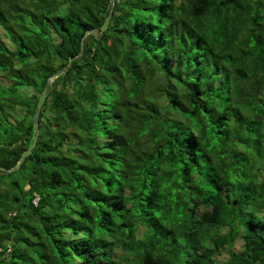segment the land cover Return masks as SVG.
Here are the masks:
<instances>
[{"label": "trees", "instance_id": "1", "mask_svg": "<svg viewBox=\"0 0 264 264\" xmlns=\"http://www.w3.org/2000/svg\"><path fill=\"white\" fill-rule=\"evenodd\" d=\"M110 1L0 0V170L83 47L0 174V264H264V0L101 34Z\"/></svg>", "mask_w": 264, "mask_h": 264}, {"label": "water", "instance_id": "2", "mask_svg": "<svg viewBox=\"0 0 264 264\" xmlns=\"http://www.w3.org/2000/svg\"><path fill=\"white\" fill-rule=\"evenodd\" d=\"M115 1L116 0H111L110 1V14L109 16L105 19V22L102 26V29H101V34L105 33V31L107 30L108 28V25H109V21L112 17V14H113V10L115 8ZM96 34V31H88L86 33V36L84 37V39L87 37V36H90V35H94ZM83 39V40H84ZM83 54V47L81 49V52L78 56H76L75 58H72L70 59V62H69V65L67 67L66 70H63V71H59L57 74H55L52 78H50L42 92V94L40 95L39 97V100H38V104H37V108H36V111H35V115H34V119H33V124H34V128H35V132H34V136H33V141H32V144L31 146L22 153V156H21V160L20 162L18 163V165L15 167V168H12L10 170H6V169H1L0 170V174H4V175H10V174H13L15 172H18L20 169H21V166L23 165L24 161L30 156L32 155V153L34 152L36 146H37V143H38V139H39V135H40V128H39V117H40V114H41V111H42V108H43V105L45 103V100L50 92V87H51V83L53 80L59 78L60 76L62 75H65L69 69L71 68V64L74 60L80 58Z\"/></svg>", "mask_w": 264, "mask_h": 264}, {"label": "built area", "instance_id": "3", "mask_svg": "<svg viewBox=\"0 0 264 264\" xmlns=\"http://www.w3.org/2000/svg\"><path fill=\"white\" fill-rule=\"evenodd\" d=\"M37 203H38V199H36V200L34 201V204H35V205H37Z\"/></svg>", "mask_w": 264, "mask_h": 264}]
</instances>
